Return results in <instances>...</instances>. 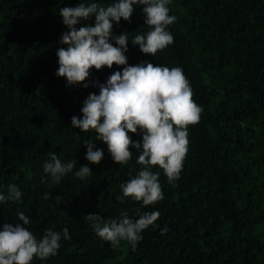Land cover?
I'll list each match as a JSON object with an SVG mask.
<instances>
[{"label": "trees", "instance_id": "obj_1", "mask_svg": "<svg viewBox=\"0 0 264 264\" xmlns=\"http://www.w3.org/2000/svg\"><path fill=\"white\" fill-rule=\"evenodd\" d=\"M79 2L89 0H0V192L15 184L22 193L19 201L0 203V230L22 224L19 212L30 217L27 227L37 239L48 229L69 230L71 239L62 237L56 256L32 264H264V0H170L174 43L154 57L131 43L150 30L143 6L133 5L130 22L114 24L115 35L128 33V65L182 68L203 108L199 123L188 127L180 179L169 184L163 170L151 169L160 173L164 199L148 207L117 199L120 186L142 170L140 153L130 149L132 159L118 165L95 132L72 127L84 100L99 94L93 85L123 71L93 68L88 87L57 76L56 52L67 47L61 37L68 31L59 9ZM91 2L107 7L115 0ZM94 24L93 16L77 28ZM129 135L142 143V135ZM86 139L103 150L99 165L86 160ZM49 152L77 162L58 185L43 172ZM85 165L93 174L81 181L74 172ZM137 211L160 217L134 250L126 242L114 249L84 218L127 212L137 219Z\"/></svg>", "mask_w": 264, "mask_h": 264}, {"label": "clouds", "instance_id": "obj_2", "mask_svg": "<svg viewBox=\"0 0 264 264\" xmlns=\"http://www.w3.org/2000/svg\"><path fill=\"white\" fill-rule=\"evenodd\" d=\"M170 0H115L110 6L100 3L79 2L75 7L59 9L63 24L68 28L61 37L67 47L57 49V76L66 78L68 86L84 84L90 70L101 71L113 65L123 66V71L114 72L106 83L96 82L99 94L91 93L84 100L81 116H73L71 124L80 132H95L96 140L107 145L108 152L115 163L126 165L132 159L135 148L140 154L137 163L142 170L122 184L123 195L118 200L131 198L142 202L145 207L164 199L159 172L151 169L158 166L163 170L168 183L180 179L189 145L188 127L199 123L203 108L193 99L194 93L189 80L180 67L156 66L150 62L128 65V33L115 35L114 24L121 19L130 22L134 12L133 5L143 6L146 34H137L131 40L145 55L155 56L174 43V36L168 30L176 21L170 15ZM95 17L94 26L84 25L82 21ZM114 42V43H113ZM115 45V46H114ZM129 133L142 135V143L134 142ZM87 148L86 160L99 165L103 158L102 149L94 150L96 142L83 141ZM43 163V172L50 177L51 185L60 184L62 178L77 167L76 160L62 161L54 152H49ZM88 165L80 166L74 176L81 181L92 176ZM22 193L15 184L7 188V194L0 192V203L16 202ZM51 198L45 193L44 200ZM57 204L64 200L56 196ZM137 219L129 218L122 212L118 219L105 220L99 214H88L84 218L97 236L119 248L121 242L131 245L134 250L143 240L142 233L154 226L159 219V211L136 213ZM15 226L4 224L0 230V264H32L34 258L43 261L56 256L61 247V239H71L69 230L62 234L51 229L37 239L27 227L31 219L23 212L17 215ZM167 228L161 230L165 234Z\"/></svg>", "mask_w": 264, "mask_h": 264}]
</instances>
